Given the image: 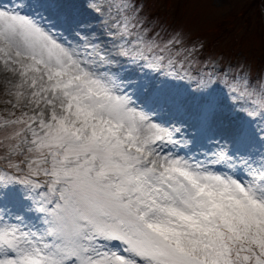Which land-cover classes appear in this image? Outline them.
Instances as JSON below:
<instances>
[{"label":"snow or ice","instance_id":"1","mask_svg":"<svg viewBox=\"0 0 264 264\" xmlns=\"http://www.w3.org/2000/svg\"><path fill=\"white\" fill-rule=\"evenodd\" d=\"M84 9L0 0V264H264V72L225 113L202 41Z\"/></svg>","mask_w":264,"mask_h":264},{"label":"rangeland","instance_id":"2","mask_svg":"<svg viewBox=\"0 0 264 264\" xmlns=\"http://www.w3.org/2000/svg\"><path fill=\"white\" fill-rule=\"evenodd\" d=\"M104 0H72L80 18L93 28L101 29V21L94 20L85 11L88 3ZM144 14L152 18L154 25L167 29H182L191 41L204 43L199 59L209 64L205 71H212V65L220 75L216 87V98L222 102L225 113H231V101L222 73L229 71L227 65H246L255 80L264 72V0H246L236 3L231 0H143ZM162 38H167L164 32ZM210 57L211 62L205 60ZM189 88L196 89L194 81L177 87V91L188 94ZM13 201L10 200L11 205Z\"/></svg>","mask_w":264,"mask_h":264}]
</instances>
